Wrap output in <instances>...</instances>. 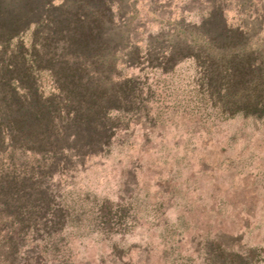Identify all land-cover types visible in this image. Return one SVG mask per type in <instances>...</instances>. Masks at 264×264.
I'll use <instances>...</instances> for the list:
<instances>
[{
	"label": "rangeland",
	"instance_id": "374dc122",
	"mask_svg": "<svg viewBox=\"0 0 264 264\" xmlns=\"http://www.w3.org/2000/svg\"><path fill=\"white\" fill-rule=\"evenodd\" d=\"M113 2L114 22L128 33L138 59H157L176 46L168 36L192 40L190 29L219 7L229 28L250 24V34L264 39V0ZM131 59L117 71L142 81L143 61ZM194 69L185 61L171 77L151 73L146 84L157 91L148 120L124 123L107 156L39 190L68 214L59 246L63 264H264V122L224 120L196 104L206 98L193 92ZM22 244L17 264L40 251ZM45 258L39 264H58L49 253Z\"/></svg>",
	"mask_w": 264,
	"mask_h": 264
},
{
	"label": "trees",
	"instance_id": "16d2710c",
	"mask_svg": "<svg viewBox=\"0 0 264 264\" xmlns=\"http://www.w3.org/2000/svg\"><path fill=\"white\" fill-rule=\"evenodd\" d=\"M52 1L0 0V264H17L22 242L40 247L24 264H39L48 253L65 263L59 246L68 214L39 190L107 156L124 123L148 120L157 91L146 84L151 73L168 78L190 61L193 92L206 98L196 104L224 120L264 122V39L250 34L252 25L229 28L219 7L190 29L197 37L168 36L176 46L138 59L114 22L113 0ZM132 54L143 61L142 81L117 71Z\"/></svg>",
	"mask_w": 264,
	"mask_h": 264
}]
</instances>
